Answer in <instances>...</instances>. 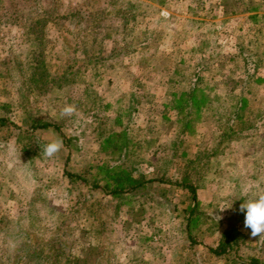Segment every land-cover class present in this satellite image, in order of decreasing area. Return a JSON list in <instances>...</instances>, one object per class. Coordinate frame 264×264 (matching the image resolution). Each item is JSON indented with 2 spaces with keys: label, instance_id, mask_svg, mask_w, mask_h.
Wrapping results in <instances>:
<instances>
[{
  "label": "rangeland",
  "instance_id": "rangeland-1",
  "mask_svg": "<svg viewBox=\"0 0 264 264\" xmlns=\"http://www.w3.org/2000/svg\"><path fill=\"white\" fill-rule=\"evenodd\" d=\"M197 76L210 101L184 129L168 87ZM1 114L16 127H0V264H240L234 250L203 245L230 224L244 255L264 247L239 210L242 184L264 188V0H0ZM96 115L125 131L128 159L153 180L126 200L64 174L90 178L89 165L109 158ZM32 119L60 131H31ZM54 139L63 148L45 157ZM184 173L201 214L193 245L189 193L175 184Z\"/></svg>",
  "mask_w": 264,
  "mask_h": 264
},
{
  "label": "trees",
  "instance_id": "trees-1",
  "mask_svg": "<svg viewBox=\"0 0 264 264\" xmlns=\"http://www.w3.org/2000/svg\"><path fill=\"white\" fill-rule=\"evenodd\" d=\"M124 27L122 29H124ZM117 52L113 53V59H116L119 57L120 53H122L121 51ZM124 53L128 54V51L125 49ZM91 60L93 64L102 66V57L95 56ZM42 64L43 61L38 60L36 67L40 69ZM32 74L34 75L35 73L32 72ZM179 74L182 76L179 77L184 79L183 73L179 72ZM33 77L34 76H32V80L35 81ZM55 79L57 82H60V79L57 76ZM202 81L203 79L197 76L196 79L191 81L189 88L171 91L172 87H168V90L174 96V106H172V108L176 113L177 122L183 123L184 129H192L194 121L199 119L200 110L210 101L209 93H207L206 90L211 87L208 86L207 89L201 88L200 85L203 83ZM60 84L61 83H58L57 86ZM165 106L168 109L167 104ZM95 119L97 124L96 137L99 139V151H101L100 153H102V156H104V152L108 151L107 155H109V158L98 159L96 162L89 165L87 168L88 171H94L92 174H90V178L81 172L71 173L70 171L65 170L64 174L69 179V181L77 182L78 185L89 184L93 189H98L112 197L126 200L127 196H129L131 193L137 191L139 188H144L153 180L145 179L144 174L139 171L137 164L133 161L131 162L128 159L127 147L129 144L128 140L125 138V131L116 133L115 131L106 128L105 122H103L98 115L95 116ZM117 121L118 116L114 122L116 123ZM14 126L16 127V125L10 121L8 117H6L4 114L0 115L1 128L12 129ZM50 127L60 131V127L57 124L46 120L32 119L29 123V128L31 131L47 129ZM181 131L178 133H181ZM123 134L125 135L122 136ZM112 157H115L114 162H117L115 160H119V163L111 162V159H113ZM175 184L181 189H185L189 193L191 204L185 211L186 216L183 217L182 223L184 225L186 237L190 241V244L193 245L195 244V238L192 233V228L197 225L199 222L198 218L201 215L198 211L199 202L197 199V183L193 175L191 176L188 173H184L180 180H177ZM242 243L243 241L240 236V228L238 225L230 224L222 229L220 238L216 245L212 246L206 243H203V245L208 252L216 256H221L234 250L238 256V259L240 260V264H264V247H261L260 253L257 257H248L241 252L243 247ZM32 256V253H28L26 258H31ZM69 257L66 255V261L64 264L70 263Z\"/></svg>",
  "mask_w": 264,
  "mask_h": 264
},
{
  "label": "clouds",
  "instance_id": "clouds-1",
  "mask_svg": "<svg viewBox=\"0 0 264 264\" xmlns=\"http://www.w3.org/2000/svg\"><path fill=\"white\" fill-rule=\"evenodd\" d=\"M76 111L75 104H65L60 110V115L72 117ZM62 148L63 141L54 139L43 146V154L45 157L51 158ZM240 192L243 203L240 204L239 210L245 214L244 227L251 230L252 238L259 236L260 239H264V188L242 184Z\"/></svg>",
  "mask_w": 264,
  "mask_h": 264
}]
</instances>
